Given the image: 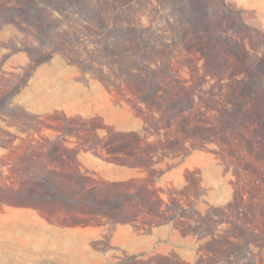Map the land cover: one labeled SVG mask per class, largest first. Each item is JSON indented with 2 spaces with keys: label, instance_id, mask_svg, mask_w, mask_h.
<instances>
[{
  "label": "rangeland",
  "instance_id": "obj_1",
  "mask_svg": "<svg viewBox=\"0 0 264 264\" xmlns=\"http://www.w3.org/2000/svg\"><path fill=\"white\" fill-rule=\"evenodd\" d=\"M0 264H264V0H0Z\"/></svg>",
  "mask_w": 264,
  "mask_h": 264
}]
</instances>
